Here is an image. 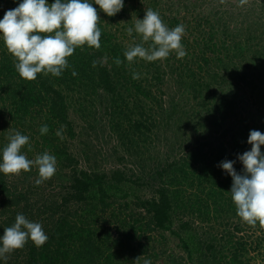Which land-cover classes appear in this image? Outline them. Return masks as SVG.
I'll return each instance as SVG.
<instances>
[{"label": "trees", "instance_id": "1", "mask_svg": "<svg viewBox=\"0 0 264 264\" xmlns=\"http://www.w3.org/2000/svg\"><path fill=\"white\" fill-rule=\"evenodd\" d=\"M8 1L0 0V19L9 10L3 7L8 5ZM193 1V5H184L182 13L178 10L177 13L171 12L174 15L169 18L161 17L169 28L179 24L185 26L184 34H189L182 38L186 56L177 58L173 52L167 58L149 62L148 66L157 73L153 77L154 86L162 90V94L167 88L166 78L174 72H184L177 76V83L189 88L200 111L184 105L181 130L197 134L195 138L175 137L177 154L167 153L156 164H141L144 174L126 168H115L109 172H100L96 167L91 171L80 168V160L68 141L77 134L64 94L65 85L81 81L87 69H96L97 76L91 79L90 75V82L97 83L113 101L121 98L119 88L123 83L120 80L126 76L116 71L115 77L111 68L116 69L111 64L124 68L127 59L119 45H112L114 35L108 33L103 25H97L102 33L101 44L112 46L107 56L100 47H77L68 58L69 67L61 76L38 74L31 81L19 75L12 54L0 41V99L10 102L11 113L15 116L14 129H33V122L28 123V118L34 120L32 113L35 109L45 110L46 116L37 124L35 133L29 135L30 142L25 147L37 155L44 152L54 155L56 166L67 170L70 180L64 194L57 198L46 192L45 186L50 184V180L36 185L37 177L34 175L38 169L35 166L22 172L25 181L18 180V176L13 174L0 173V235L15 222L17 214H23L31 221L42 223L49 237L39 247L28 240L23 248L7 254V260L0 261V264H144L145 260H150L151 264H158L159 260L162 264H264V234L257 235V232L264 233V227L259 224L252 226L242 220L235 222L234 218H241L229 192L233 180L219 167L222 161L232 160L235 161V170L242 173L244 166L238 155L251 149L248 143L250 131L264 133V0L261 1V9L257 6L247 10L243 8L246 18L250 13H262L258 21L243 19V23L239 18L237 21L231 7L219 13L220 7L225 8V0ZM48 2L54 3V0ZM134 2L124 0L123 16L129 13L126 6L132 12L136 10V15L144 13V9L135 7ZM150 3L153 8L158 7L157 0ZM215 3L217 7L207 11L206 6ZM213 12L216 17L211 16ZM231 23L236 24L231 27ZM115 58L123 62L117 65ZM229 64L234 68L229 69ZM213 68L219 70L213 72ZM73 71L77 75H73ZM130 81L135 83L132 78ZM134 86L137 94L153 97L139 85ZM205 90L212 94L198 101ZM161 108L164 114L168 113ZM171 108L174 110L172 106L169 110ZM150 110L151 107L146 112L143 108L139 110L140 118L132 122L124 136L127 138L124 140H129L134 147L148 144L154 130L160 128L148 114ZM134 112L131 111L132 114ZM113 113L109 104L105 114L112 116ZM44 124L48 125L49 131L42 135L40 128ZM57 131L62 135L58 136ZM83 131L81 128V138ZM85 131L88 134V128ZM218 133L220 135L216 137ZM9 134L14 135L12 132ZM132 135L135 138H131ZM88 139L86 136L87 141L83 139L81 143L87 145ZM261 151L264 152V146ZM31 152L27 154L29 159L34 157ZM83 156L88 164L96 163L86 150ZM118 159L124 162L125 158L121 156ZM145 180L153 195L138 199L136 206H140L143 213L130 215L132 222L128 216H119L115 201L111 200V189H122L126 185L146 186ZM177 210L183 214H199L203 223L214 219L212 225L215 227L206 225L202 235L198 226L194 228L193 222H184L175 231L173 214ZM155 230L176 235L186 256L172 251L168 253L167 240L164 237L157 239L153 235ZM186 233L189 235L183 238Z\"/></svg>", "mask_w": 264, "mask_h": 264}, {"label": "rangeland", "instance_id": "2", "mask_svg": "<svg viewBox=\"0 0 264 264\" xmlns=\"http://www.w3.org/2000/svg\"><path fill=\"white\" fill-rule=\"evenodd\" d=\"M9 1L8 5L3 6L4 8L13 9L18 6V3L14 2V0L11 3H9ZM133 1H135L133 3L135 4V7L140 6L142 9H144V13L141 16L136 15V10L132 12L129 6H126L125 9L129 11L128 14H124L123 16L122 12L120 11L115 16L110 17L102 10H100L98 5L93 4V6L97 8L98 15L100 17L98 26L103 25L108 33H111L115 36V40H113L112 45H119L123 49V52L136 44L142 43V39L139 34L133 31V33L129 35L127 30L129 27L134 28L137 18H144L145 10L150 8L157 11L160 14V17L166 16L167 18H169L171 15H174L173 13L171 14V12L174 11L175 13H177L179 10L180 13H182L184 10V5L190 6L195 3V1L193 0H157L158 7L153 8L150 3V1L152 0ZM261 1L262 0H247V3L243 7L240 5L239 0H225V8L220 7L219 13L222 14L225 11L226 7H231L232 10L236 13L234 17L237 18V21L239 18L242 23L243 19L253 20V22H256L260 19V15L262 13L258 12L257 15L255 13H250L246 18L243 12V8L244 10H247L252 8L253 6H257V9H261ZM211 7H217V4H209L208 7L206 6L207 11H209ZM213 15H215L214 12L211 14V16ZM235 24L236 23H231L230 26L232 27ZM193 39H195V37L192 38V40ZM150 43V41L145 42L144 47H149ZM100 49L102 50V52L104 51L105 55L107 56L108 51L112 49V46L108 47L101 44ZM148 64V61L140 58H137L133 62L127 61V63H124V68L116 67L115 65L111 64V67L113 66L116 69L114 70L110 67L115 77H117L116 71H120L126 76L125 78H123V80L120 81L123 83V86L128 89L127 91L123 86H119V94L121 98H118L114 101L111 99L110 95H107L105 91H103L102 89H100V87H98V85H96L97 83H92L88 79L90 75L91 79L93 77L96 78V69H87V73L82 75L81 81H77L75 84L69 83L68 85L64 86V89H66L64 90V94L67 96L68 104L70 105V117L75 125V132L77 134L75 138L69 139L68 141L71 144L72 151L76 153L77 157L80 160V168L91 171L92 169H94V167H96V169H98V171L100 172H109L110 170L115 168H126L141 171V174H144L140 169L141 164H156L158 163L159 158L163 160L166 157L167 153L171 154L172 156H175L177 154L178 141H175V137H196L197 133L193 134L192 132H188V130H181V128H183L181 115L183 114L184 105L188 104L189 108L193 106L197 111H200L197 105V100L193 98L192 92L189 90V88L187 86L181 87L177 83V76L180 75V73L182 74L184 72L178 71L176 72L177 74L174 72V74L169 75L168 78H166L167 88L165 89L164 94H162V90H158L154 86L156 83L153 80V77H155L157 73L154 69H150ZM184 64H186V62H184ZM228 67L229 69L234 68V66H231V64H229ZM217 70L219 69L213 68V72H217ZM223 73L227 74L226 72ZM241 73H243V70L241 71ZM133 74H138V78L134 79ZM131 78L135 81V83L130 81ZM127 79L129 80V82L127 81ZM134 85H139L141 89L143 91H146L147 93L151 92V95L153 97L147 98L141 93L137 94ZM211 85L212 87L214 86L213 84ZM211 94V91H203L202 98H204L202 99L201 97H199L198 101H203L205 98H207V96ZM109 104H111L113 107L114 113L112 116L105 114L107 107H109ZM170 106L174 107V110H172V108L171 110H169ZM150 107L151 110L148 111V114L152 115V120H155L157 125H160V128L157 127L154 130V136L151 137L152 140H150L149 142L151 144L148 143L146 145L143 144L140 147H134L131 145L129 140H124L127 139L124 138V136L126 133H128L132 122L140 118L141 114L139 110L142 111L143 108V112H146V110H149ZM161 107L165 108L168 113L164 114ZM132 110L135 111L134 114L131 113ZM45 116V110L35 109L32 113V117L34 120L28 118V123L33 122L31 124L33 125L34 130L28 127H25L24 129L22 128L21 130H19V128L14 129L15 116L13 113H11L10 102L0 99V150L2 151V149L9 142V132L15 134V132L19 131L21 134H23L22 132L24 131V135H27L29 137L30 134L35 133L34 131L38 129L37 124H39V122L42 121ZM198 118L199 117H197V120ZM81 128L82 131L84 130V136L82 138ZM86 128H88V134H86ZM222 131L223 129H221V132ZM219 135L220 133H218L216 137H218ZM86 136L89 137V143L85 145V147L81 143V140H86ZM131 138H135V135H132ZM130 147H133V149L128 150L127 148ZM24 149L25 150L23 151L26 156L27 154L29 155V152H31V150H29L28 147H24ZM84 150L88 152L91 159L96 163H87L85 157L83 156ZM140 150H142V153L140 155H137ZM30 154L34 155L33 159L38 156L34 151H32ZM121 156L125 158L124 162L119 161L118 158ZM150 157L153 158L150 160H144L149 159ZM67 172V170L62 169L60 166H56L54 176L49 179L51 181L50 184L45 186L46 192L52 194V197L56 196L57 198H59L64 194L66 187L70 183ZM16 176H18V180H22L24 177L22 176V172ZM34 176L38 177V170H36ZM13 177L14 176H12V178ZM22 181L25 180L23 179ZM145 184L146 186L140 187H130L126 185L122 187V189H119L118 187L111 189L110 192L113 196L111 200L115 201L114 206L116 207V212L119 214V216L129 217L130 215H138L140 213H143V209H141L140 206H136L138 199L140 198L141 200H144L150 198L153 195L151 188L149 189L147 186V182ZM189 192L192 193L190 190ZM203 196L205 197V194ZM94 198L97 199V195H95ZM198 215L199 214H183L181 210L175 211L173 214V229L175 231H178L182 223L193 222L194 228L198 226L201 234L203 235L202 229L206 228L207 226L215 227V225H212V223L215 222L214 219L212 222L203 223V220H201ZM129 218L132 222V218ZM234 220L235 222L241 221V219L237 217L234 218ZM262 234H264L262 233V231L261 234L257 232L258 236H262ZM153 235L157 239L159 237H164L167 240V246L170 247L167 249L168 253L172 251L186 256L187 253L183 250L182 243H180V239L176 235H172L169 231L157 230H155ZM187 235L189 234H183L182 237L186 238ZM239 235L242 234L240 233ZM192 245L193 244H190L191 247ZM158 264H162V261L159 260Z\"/></svg>", "mask_w": 264, "mask_h": 264}, {"label": "clouds", "instance_id": "3", "mask_svg": "<svg viewBox=\"0 0 264 264\" xmlns=\"http://www.w3.org/2000/svg\"><path fill=\"white\" fill-rule=\"evenodd\" d=\"M18 6L9 9L0 19V41L14 58V65L19 75L25 80H35L38 74L59 77L69 67L68 58L77 47L99 48L101 46V30L98 21V10L108 16H115L124 7V0H14ZM241 6L247 0H239ZM128 33L139 34L142 43L136 44L124 52L128 62L137 58L154 62L167 58L175 52L177 58L186 56L182 44L185 26L179 24L169 28L160 14L153 10H145L143 19L137 18L134 28ZM151 42L144 47L145 42ZM123 61L115 58L117 65ZM96 62H93L95 66ZM77 75L75 71L72 73ZM138 78V74H133ZM49 127L44 124L40 133L47 134ZM58 136L62 135L57 131ZM8 143L0 151V173L18 175L30 171L33 166L38 169L36 185L51 179L56 171V157L48 152L27 158L23 149L29 144V137L19 131L8 137ZM248 143L251 149L238 155L243 164V172L234 168L235 161H222L221 167L231 175L233 184L231 199L236 207L237 215L242 222L264 227V133L259 130L250 131ZM49 239L40 222L31 221L23 214H17L15 222L4 229L0 235V261L7 260V254L23 248L28 240L36 246H42ZM144 264H151L145 260Z\"/></svg>", "mask_w": 264, "mask_h": 264}]
</instances>
